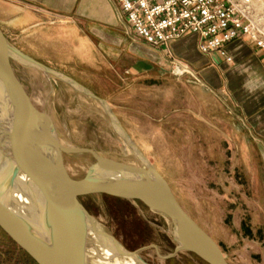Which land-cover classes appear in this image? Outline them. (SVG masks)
Segmentation results:
<instances>
[{
    "label": "rangeland",
    "instance_id": "1",
    "mask_svg": "<svg viewBox=\"0 0 264 264\" xmlns=\"http://www.w3.org/2000/svg\"><path fill=\"white\" fill-rule=\"evenodd\" d=\"M66 52L53 61L47 52L48 62L38 63L106 102L227 264H264V150L249 141L223 93L196 85L190 67L191 74L177 75L173 60L184 61L172 55L165 64L149 62L146 70L132 62L107 61L97 50L83 64L76 40ZM11 66L34 109L50 116L63 149L92 151L99 160L142 166L99 103L16 60ZM62 159L72 180L85 178L96 164L90 153H63ZM78 200L106 234L126 251L137 252L145 264H203L187 252L162 259L175 251L170 221L141 202L100 194ZM90 259V264H105L92 250ZM0 264H27L1 231Z\"/></svg>",
    "mask_w": 264,
    "mask_h": 264
},
{
    "label": "water",
    "instance_id": "2",
    "mask_svg": "<svg viewBox=\"0 0 264 264\" xmlns=\"http://www.w3.org/2000/svg\"><path fill=\"white\" fill-rule=\"evenodd\" d=\"M11 60L99 103L142 166L100 162L92 151L63 149L50 116L37 112L24 94ZM63 153H90L96 164L85 178L72 180L64 168ZM92 194L138 201L150 211L146 201L155 202L170 221L175 245L174 253L162 259L187 252L204 264H227L217 245L183 211L170 187L130 141L106 102L16 50L0 30V230L35 264H90L91 250L103 261L100 240L109 236L113 244L119 247V243L80 204V197ZM129 255L138 253L124 251L121 256Z\"/></svg>",
    "mask_w": 264,
    "mask_h": 264
},
{
    "label": "crops",
    "instance_id": "3",
    "mask_svg": "<svg viewBox=\"0 0 264 264\" xmlns=\"http://www.w3.org/2000/svg\"><path fill=\"white\" fill-rule=\"evenodd\" d=\"M0 30L16 50L43 64L47 52L51 61L62 57L73 40L80 44L83 64L90 62L93 50L107 61L132 62L146 70L149 62L165 64L169 55L181 59L198 80L196 85L223 93L249 141L264 150V60L246 40L225 46L231 64L217 53H201L197 35L164 48L148 46L127 31L116 0H0Z\"/></svg>",
    "mask_w": 264,
    "mask_h": 264
},
{
    "label": "built area",
    "instance_id": "4",
    "mask_svg": "<svg viewBox=\"0 0 264 264\" xmlns=\"http://www.w3.org/2000/svg\"><path fill=\"white\" fill-rule=\"evenodd\" d=\"M127 31L146 45L164 48L189 35L198 36L201 53H217L233 63L227 43L248 41L264 60L263 0H116ZM175 73L191 74L184 62L173 60Z\"/></svg>",
    "mask_w": 264,
    "mask_h": 264
},
{
    "label": "bare ground",
    "instance_id": "5",
    "mask_svg": "<svg viewBox=\"0 0 264 264\" xmlns=\"http://www.w3.org/2000/svg\"><path fill=\"white\" fill-rule=\"evenodd\" d=\"M44 75H46V74H44ZM101 161H103V160H100V162ZM146 203L149 204V206L153 209L151 211L152 213L154 212V213L161 215V213L159 212L160 209L156 205L155 202L146 201ZM170 234H171V232H170ZM171 235H173V234H171ZM89 239L92 240L93 237L91 236V237H89ZM95 239L98 240V238H96V237H95ZM100 242H101V246H102V249L104 252V254L102 253L101 257H102L103 262H105V264H145L139 255H129L128 257H126V256L122 257L121 255H123L124 251H126V250L124 249V247H121L120 245H119V247H120L119 248L117 245L113 244V241L111 240V238H109V236L103 237L100 240Z\"/></svg>",
    "mask_w": 264,
    "mask_h": 264
},
{
    "label": "trees",
    "instance_id": "6",
    "mask_svg": "<svg viewBox=\"0 0 264 264\" xmlns=\"http://www.w3.org/2000/svg\"><path fill=\"white\" fill-rule=\"evenodd\" d=\"M1 231V230H0ZM2 232V231H1ZM3 233V232H2ZM3 235L5 236V234L3 233ZM6 237V236H5ZM7 238V237H6ZM10 242H11V244H12V246L14 245L15 247H16V249H18V251L20 252V254H22V256L24 257V261H25V263H27V264H35L34 263V261L27 255V254H25L22 250H20L19 248H18V246L14 243V242H12L9 238H7ZM195 257V256H194ZM196 258V257H195ZM197 259V258H196ZM198 260V259H197ZM200 262H202V261H200ZM203 263V262H202ZM204 264V263H203Z\"/></svg>",
    "mask_w": 264,
    "mask_h": 264
}]
</instances>
